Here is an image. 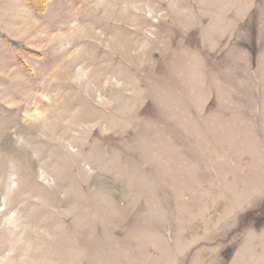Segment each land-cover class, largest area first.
Here are the masks:
<instances>
[{
    "label": "rangeland",
    "instance_id": "rangeland-1",
    "mask_svg": "<svg viewBox=\"0 0 264 264\" xmlns=\"http://www.w3.org/2000/svg\"><path fill=\"white\" fill-rule=\"evenodd\" d=\"M0 264H264V0H0Z\"/></svg>",
    "mask_w": 264,
    "mask_h": 264
}]
</instances>
